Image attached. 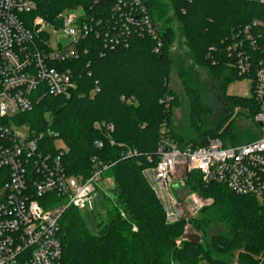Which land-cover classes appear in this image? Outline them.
Wrapping results in <instances>:
<instances>
[{
	"label": "trees",
	"instance_id": "obj_1",
	"mask_svg": "<svg viewBox=\"0 0 264 264\" xmlns=\"http://www.w3.org/2000/svg\"><path fill=\"white\" fill-rule=\"evenodd\" d=\"M32 1L36 9L23 16L27 25L28 19L39 17L59 26L62 13L82 8L97 14V8L105 4L102 0L99 5L95 0ZM145 2L162 40L159 54L154 53L156 44L150 38L132 39L129 48L108 50L102 39L91 37L82 42L87 53L83 51L79 59L62 65L76 75L78 88L73 97L48 96L33 112L17 118L19 125L44 135L41 144L50 152L56 153V139L64 143L67 151L62 161L69 175L91 177L94 156L111 165L104 179L113 180L114 186L103 194L108 204L107 221L99 232L94 235L88 231L75 208L61 217L63 264H264V203L252 196L236 195L223 183L204 184L194 172L187 176L185 189L207 204L199 217L168 224L163 204L143 172L159 160L156 152L163 125L179 146L203 147L213 139L231 145L256 140H240L233 123H229L236 107L249 111L246 120L252 122L259 111L253 88L250 98L226 96L225 89L232 80L245 79L231 67L226 45L233 31L262 18L263 8L250 0ZM176 31L197 66L221 84V103L229 115L216 123L207 122L212 111L204 105L193 80L196 73L181 70L192 104L190 128L200 133L192 132L190 144L185 145L173 128L177 100L169 85L176 65L172 57ZM96 82L100 91L92 94ZM96 124L114 126L115 146ZM96 141H102L105 148L99 150ZM131 151L139 156L126 158ZM188 222L200 233L202 242L182 239ZM215 224L223 226L224 232L212 234ZM180 239L181 246H177Z\"/></svg>",
	"mask_w": 264,
	"mask_h": 264
},
{
	"label": "built area",
	"instance_id": "obj_2",
	"mask_svg": "<svg viewBox=\"0 0 264 264\" xmlns=\"http://www.w3.org/2000/svg\"><path fill=\"white\" fill-rule=\"evenodd\" d=\"M102 1L97 14L67 11L60 14L59 26L39 17L28 19V26L23 16L36 9L32 0H0V264H63L61 217L70 208H91L98 193H105L104 175L111 167L94 156L91 177L69 175L62 161L67 149L50 152L41 144L44 135L19 125L17 118L33 112L48 96L73 97L76 75L62 65L79 59L86 51L82 42L91 37L102 39L108 50L129 48L132 39L146 38L156 44L154 53L163 47L145 0ZM250 1L264 11V0ZM227 42L231 67L252 80L260 137L245 144L213 139L207 146L181 147L163 125L159 160L143 172L168 224L184 219L176 192L194 172L204 184L223 183L236 195L264 203V16L233 31ZM95 85L92 94L100 91L98 82ZM95 127L115 146L113 125ZM95 146L105 148L102 141ZM136 156L138 152L131 151L126 158ZM191 198L201 208L207 204L196 194Z\"/></svg>",
	"mask_w": 264,
	"mask_h": 264
},
{
	"label": "rangeland",
	"instance_id": "obj_3",
	"mask_svg": "<svg viewBox=\"0 0 264 264\" xmlns=\"http://www.w3.org/2000/svg\"><path fill=\"white\" fill-rule=\"evenodd\" d=\"M168 1V0H164ZM82 8L78 9L81 10ZM48 34V33H47ZM61 35V34H60ZM172 57H174L176 61V65L173 69V74L170 78L169 85L172 87L176 94V108L174 109V126L175 133L183 138V142L185 144H190V137L192 132L195 131V135L199 136L200 133L198 130L192 131L191 126V99L188 95L185 86L183 85V77L181 76V72H190V70L194 71L196 74L194 76V81L196 85L201 90L202 97L204 99V105L211 109V114L207 118V122H217L223 117V115L229 116L227 112H225L224 104H222L223 91L221 89V84L217 83L211 77L210 73L207 70L200 69L195 63L193 57L191 56L190 51H188L187 47L182 43V40L178 36V32L176 31V41L174 48L172 49ZM182 70V71H181ZM252 88L253 83L252 80L248 77L240 80H232L230 84L225 89V93L227 97H242V98H250L252 96ZM227 114V115H226ZM249 111L245 110L241 107H236L234 109V115L229 120V123H233L234 129L233 131L237 133L240 137V140L244 142H249L251 139H258L261 133V127L254 121L246 120V116H248ZM197 125H200V120L196 117ZM197 131V132H196ZM199 137V140L202 139ZM54 147L56 149H67L64 143L61 140H55ZM181 147H189V146H181ZM113 180L109 179L105 181V184L102 185L104 191H109L113 187ZM177 199L181 203L182 210L184 211V219L187 221L193 220L200 216L201 207L197 206L194 203V200L191 198L193 194H190L188 190L183 188L180 191L176 192ZM108 211V204L103 199V192L100 191L98 196L95 198L94 204L91 208H87L81 210L79 212L80 217L86 224L88 231L92 234L96 235L99 232V229L103 224L107 221L106 213ZM224 232V227L215 224L212 228V234H221ZM201 235L191 223L185 224V231L182 239L187 241H201ZM177 241V246H181V241Z\"/></svg>",
	"mask_w": 264,
	"mask_h": 264
}]
</instances>
